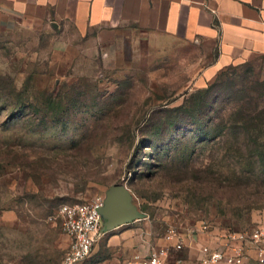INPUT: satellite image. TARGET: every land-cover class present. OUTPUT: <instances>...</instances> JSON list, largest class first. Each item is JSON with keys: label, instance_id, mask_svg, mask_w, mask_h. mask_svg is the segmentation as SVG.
<instances>
[{"label": "rangeland", "instance_id": "obj_1", "mask_svg": "<svg viewBox=\"0 0 264 264\" xmlns=\"http://www.w3.org/2000/svg\"><path fill=\"white\" fill-rule=\"evenodd\" d=\"M78 32L20 15L0 26V264H61V207L117 183L145 217L101 234L80 264H125L155 246L194 259L218 231L264 223V122L247 117L264 108L262 68L230 72L231 100L198 120L183 104L214 79L183 62L195 50H149L136 32L119 55L86 39L70 53Z\"/></svg>", "mask_w": 264, "mask_h": 264}, {"label": "crops", "instance_id": "obj_2", "mask_svg": "<svg viewBox=\"0 0 264 264\" xmlns=\"http://www.w3.org/2000/svg\"><path fill=\"white\" fill-rule=\"evenodd\" d=\"M13 15L56 29L77 27L84 34L70 39V53L73 40L86 39L82 48L119 55L140 32L149 50L168 48L173 56L195 50L183 62L194 64L201 80L243 64L264 71V0H0V26Z\"/></svg>", "mask_w": 264, "mask_h": 264}, {"label": "built area", "instance_id": "obj_3", "mask_svg": "<svg viewBox=\"0 0 264 264\" xmlns=\"http://www.w3.org/2000/svg\"><path fill=\"white\" fill-rule=\"evenodd\" d=\"M104 198L61 207V223L69 239L61 264H80L91 255L101 235L100 208ZM168 237L174 238L175 234L170 233ZM213 237L212 241L201 245L199 256L194 259L171 256L170 247L155 246L148 250L137 249L125 264H264V223L243 230H220ZM183 246L181 237L172 245L175 251Z\"/></svg>", "mask_w": 264, "mask_h": 264}, {"label": "trees", "instance_id": "obj_4", "mask_svg": "<svg viewBox=\"0 0 264 264\" xmlns=\"http://www.w3.org/2000/svg\"><path fill=\"white\" fill-rule=\"evenodd\" d=\"M238 66L229 67L228 69L222 71L218 74L216 79L210 84L207 88L197 89L190 94V99L188 98L183 104L187 115L201 120L202 117L207 115L209 108L213 107L214 104L219 101L225 99L226 101L231 100L230 88L236 85V81H234V77H230V72H232V76H234V72ZM183 109V110H184ZM249 120H258L264 122V108L258 110V115L249 116L247 115ZM207 126H201L200 128L204 129ZM257 123L254 127H258ZM252 126H244L243 128L246 130V134H249V129Z\"/></svg>", "mask_w": 264, "mask_h": 264}, {"label": "water", "instance_id": "obj_5", "mask_svg": "<svg viewBox=\"0 0 264 264\" xmlns=\"http://www.w3.org/2000/svg\"><path fill=\"white\" fill-rule=\"evenodd\" d=\"M100 213L103 218L101 234L145 217V214L134 204L133 195L124 183L110 186Z\"/></svg>", "mask_w": 264, "mask_h": 264}]
</instances>
